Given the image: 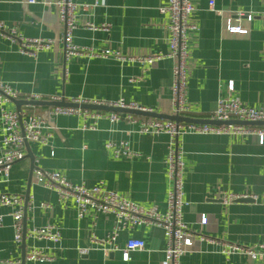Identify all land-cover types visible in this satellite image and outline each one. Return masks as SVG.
<instances>
[{"label":"crops","instance_id":"crops-1","mask_svg":"<svg viewBox=\"0 0 264 264\" xmlns=\"http://www.w3.org/2000/svg\"><path fill=\"white\" fill-rule=\"evenodd\" d=\"M54 0H0V21L13 27L25 38L49 39L53 43L35 56L18 52L16 43L0 37V82L9 84L25 100L39 93L40 100L50 95L65 98L82 96L106 101L123 98L150 111L171 114L173 60L164 57L153 65L135 61L101 58L105 49L123 56L150 55L168 51V16L158 7L167 0H73L76 29L73 42L86 53L66 57L62 37L64 25L58 19ZM195 10L190 20L198 29L188 35V73L186 97L189 110L181 115L208 119L218 99L235 97L242 103L264 105V0H191ZM213 1V8L209 2ZM96 3V5H94ZM218 11V12H217ZM239 12L252 15L238 16ZM247 29V33H230L226 18ZM102 25H109L103 29ZM93 26V27H92ZM232 83L233 89L229 90ZM16 110L12 100L5 103ZM48 106L22 105L30 114L43 112ZM111 121L101 117L92 129L82 126L90 119L81 115L54 118L50 144L29 143L34 168L58 171L74 184L103 185L141 207L166 210L170 180L166 154L172 145L166 133H139L137 123L126 113ZM138 121L151 117L134 115ZM264 128V125H246ZM0 155L4 151L1 143ZM125 141L132 156H114L106 143ZM183 160V219L192 231L217 240L244 245L264 241V142L254 134H183L177 137ZM53 152V154H51ZM27 153V151H26ZM25 153V154H26ZM30 172L29 158L10 167L7 180L0 181V193H17L25 197ZM2 176L0 175V179ZM3 179V178H2ZM224 193L254 194L257 201L224 203ZM26 209V230L52 224L61 232V240H29L25 237V254L30 246L47 257L45 261L25 264H161L166 237L161 227L145 224L120 231L117 243L121 250L104 252L100 248L80 254V247L91 245L94 236H103L113 226L109 215L90 213L78 217L71 199L60 201L54 189L31 177ZM49 206L43 208L39 203ZM14 207L0 206V263L21 261V243L14 242ZM202 214L206 225H200ZM129 238L145 241L142 250L122 257ZM181 264H264L244 255L226 257L214 243L195 240Z\"/></svg>","mask_w":264,"mask_h":264},{"label":"built area","instance_id":"built-area-1","mask_svg":"<svg viewBox=\"0 0 264 264\" xmlns=\"http://www.w3.org/2000/svg\"><path fill=\"white\" fill-rule=\"evenodd\" d=\"M27 3H33L35 0H25ZM53 4L56 8L58 19L64 25V34L62 41L66 57L86 53V49L79 47L73 42V31L76 29V10L79 6L83 8L90 6L86 4L79 5L73 0H54L47 2ZM96 5V3H94ZM213 8V1L209 2ZM195 7L191 0H167L165 4L158 7L161 14L168 16V51L166 53L157 52L150 55L123 56L118 51L110 49L102 50L98 53L89 52L90 55L107 58L112 57L122 62L135 61L142 65L151 66L156 61L169 57L173 60L172 81H171V109L172 114H183L189 110V104L186 97V79L188 73V35L191 31L198 29L197 25L190 20ZM218 12V11H217ZM244 16L246 13L239 12L238 16ZM251 20L252 15H246ZM109 25H102L103 29H108ZM93 27V26H92ZM225 29L230 33H247V29L240 25L232 24L230 17L226 18ZM0 37L10 40L18 45L17 50L20 53L35 56L39 50L48 48L51 43L49 39L25 38L18 34L13 27L5 26L0 21ZM232 83L229 84V90H232ZM18 92L9 84L0 82V131L2 133L1 143L4 147L0 155V181L7 180L10 167L13 163L21 160L26 153L25 141L28 143H39L42 145L50 144V130L54 129L53 120L60 115H81L90 119L89 123L82 126L83 130L92 129L101 117H108L111 121L118 120L119 114L112 111L92 110L87 108L73 106H48L46 110L38 114H29L21 111L19 115L16 110L8 109L5 103L11 99H17ZM39 93H30L25 100H40ZM49 101L65 100L77 104H96L107 105L118 108L138 109L150 111L145 107H140L134 101H125L119 98L115 101H106L96 98H85L75 96L65 98L60 95H50ZM130 122L137 123L138 132L142 134L166 133L170 136L172 145L169 146L166 154L167 175L170 180V188L167 193L166 210L159 212L156 207H141L135 202L122 197L116 191L107 189L105 186L97 184L86 186L83 183L74 184L58 171L44 170L35 167L32 175L36 181L46 188L54 189L60 201L71 199L76 207L78 217L87 214H104L113 218V226L103 236H94L91 239V245L80 247L78 252L85 254L94 248H100L104 252L121 250L117 243L120 231L141 226L153 224L163 229L166 237V244L163 250V259L161 264H181L182 256L190 251L195 240L214 243L219 246V252L226 257L232 255H244L252 260H264V241L251 245H244L227 240H217L213 237L197 233L189 228L183 219V207L187 202L183 199V160L181 149L177 145V137L183 134H254L259 143L264 142V128H250L246 125L236 123H187L176 122L170 119L147 118L138 121L135 117L126 113ZM216 121H264V105L253 107L242 103L238 98L230 97L218 99L216 106L208 118ZM107 148H112L114 156H132L134 153L128 143L120 141L119 143L108 142ZM53 154V152H51ZM250 198L252 201L259 199L254 194L224 193L221 200L224 203H231L238 199ZM33 201L28 198L25 204V198L17 193H0V206L14 207L10 213L13 220L14 242L20 244L23 236V213L33 205ZM264 210V195L260 202ZM39 206L46 208L49 205L45 202L39 203ZM2 215L0 216V220ZM207 216L202 214L199 220L200 225H206ZM26 238L29 240H48L57 244L61 240L60 230L52 224H45L39 227H31L26 230ZM145 248V241L141 238H129L126 240L122 257L128 258L129 252L142 250ZM47 257L43 255L35 246H30L25 254L27 261H45ZM0 264H16L9 260Z\"/></svg>","mask_w":264,"mask_h":264},{"label":"water","instance_id":"water-1","mask_svg":"<svg viewBox=\"0 0 264 264\" xmlns=\"http://www.w3.org/2000/svg\"><path fill=\"white\" fill-rule=\"evenodd\" d=\"M12 102L15 104L16 111L18 114H21V106L22 105H33V106H73V107H80V108H87L92 110H103V111H112L117 113H130L134 115H141L151 118H159V119H170L176 122H187V123H209V124H226V123H236L240 125H264V121H241V120H229V121H216L210 119H200V118H193L189 116L179 115V114H164V113H157L153 111H142L138 109H128V108H118L112 107L107 105H96V104H77L67 102L65 100L61 101H45V100H22V99H11ZM25 147L27 153L23 158H29L30 161V172L27 180V187L25 192V204L29 198V187L32 177V171L34 169V155L30 151L29 143L25 141ZM237 201H252L250 198H243L238 199ZM26 205L24 208L23 213V236L21 240V261L16 264H25V237H26Z\"/></svg>","mask_w":264,"mask_h":264},{"label":"rangeland","instance_id":"rangeland-1","mask_svg":"<svg viewBox=\"0 0 264 264\" xmlns=\"http://www.w3.org/2000/svg\"><path fill=\"white\" fill-rule=\"evenodd\" d=\"M44 109H46V108H44ZM172 110V109H171ZM30 113H32V110L30 109ZM171 114H172V111H171Z\"/></svg>","mask_w":264,"mask_h":264}]
</instances>
